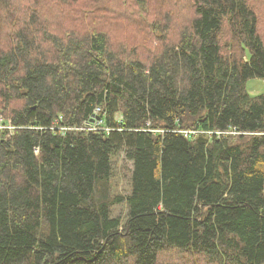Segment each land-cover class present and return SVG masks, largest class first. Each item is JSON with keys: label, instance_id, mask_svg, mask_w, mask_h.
Here are the masks:
<instances>
[{"label": "trees", "instance_id": "16d2710c", "mask_svg": "<svg viewBox=\"0 0 264 264\" xmlns=\"http://www.w3.org/2000/svg\"><path fill=\"white\" fill-rule=\"evenodd\" d=\"M251 79L264 0H0V264H264Z\"/></svg>", "mask_w": 264, "mask_h": 264}, {"label": "rangeland", "instance_id": "374dc122", "mask_svg": "<svg viewBox=\"0 0 264 264\" xmlns=\"http://www.w3.org/2000/svg\"><path fill=\"white\" fill-rule=\"evenodd\" d=\"M145 16H147L146 13L141 14L136 23L140 24V21ZM1 19H3L2 16H1ZM3 31H4V29L1 30V33H3ZM138 33H139V35L143 34V37L145 38L144 28L141 26V24L136 25L134 27V30L130 33V40L135 39V37ZM168 41L173 42V41H175V38H172V40H168ZM153 43H155V42H153ZM247 88H248V92L252 95L262 94V93H264V81L259 80V79H251L247 83ZM2 128H4V127H2ZM122 163H124V160L122 161ZM131 165L132 164L130 162L126 161V164H123V166H122L123 167L122 176L124 177L125 181L122 183L121 189H124V191H126V193H129V191H130V181H129L130 176L129 175L131 174ZM125 167H127V168H125ZM125 169H126V171H125ZM128 170L130 171V173L128 172ZM126 175H128V176H126ZM125 177H127V178H125ZM122 210L123 209L121 207H116L115 214L118 215L119 213L122 212ZM124 218H125V215H124Z\"/></svg>", "mask_w": 264, "mask_h": 264}, {"label": "built area", "instance_id": "2783aa9c", "mask_svg": "<svg viewBox=\"0 0 264 264\" xmlns=\"http://www.w3.org/2000/svg\"><path fill=\"white\" fill-rule=\"evenodd\" d=\"M101 112V109L100 108H97L96 110H95V115L97 116V115H99V113ZM101 120L99 119L98 121H96L95 123H88L87 124V129H90V130H98V129H100L99 128V125H101ZM10 130H13L14 128L13 127H11V126H9L8 127Z\"/></svg>", "mask_w": 264, "mask_h": 264}, {"label": "water", "instance_id": "95a60500", "mask_svg": "<svg viewBox=\"0 0 264 264\" xmlns=\"http://www.w3.org/2000/svg\"><path fill=\"white\" fill-rule=\"evenodd\" d=\"M95 118H96L97 120H99V119H100V117H99V116H96Z\"/></svg>", "mask_w": 264, "mask_h": 264}]
</instances>
